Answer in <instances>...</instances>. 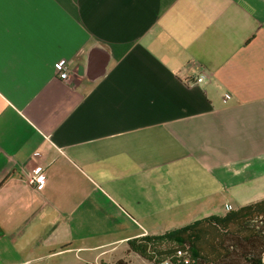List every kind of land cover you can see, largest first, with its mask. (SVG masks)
<instances>
[{
  "label": "crops",
  "instance_id": "crops-1",
  "mask_svg": "<svg viewBox=\"0 0 264 264\" xmlns=\"http://www.w3.org/2000/svg\"><path fill=\"white\" fill-rule=\"evenodd\" d=\"M263 197L264 0H0V264H113Z\"/></svg>",
  "mask_w": 264,
  "mask_h": 264
},
{
  "label": "trees",
  "instance_id": "trees-1",
  "mask_svg": "<svg viewBox=\"0 0 264 264\" xmlns=\"http://www.w3.org/2000/svg\"><path fill=\"white\" fill-rule=\"evenodd\" d=\"M126 243L127 252L150 264H264V197Z\"/></svg>",
  "mask_w": 264,
  "mask_h": 264
},
{
  "label": "built area",
  "instance_id": "built-area-1",
  "mask_svg": "<svg viewBox=\"0 0 264 264\" xmlns=\"http://www.w3.org/2000/svg\"><path fill=\"white\" fill-rule=\"evenodd\" d=\"M67 61L66 60H60L57 62L56 65V71L60 78L65 79L67 77L68 71H67ZM204 74L198 75L195 80L192 83H198L204 79ZM38 155V153H35ZM45 179L44 171L41 167H35L31 171V175L28 177V181L30 183H42ZM179 254L180 251H177Z\"/></svg>",
  "mask_w": 264,
  "mask_h": 264
},
{
  "label": "rangeland",
  "instance_id": "rangeland-1",
  "mask_svg": "<svg viewBox=\"0 0 264 264\" xmlns=\"http://www.w3.org/2000/svg\"><path fill=\"white\" fill-rule=\"evenodd\" d=\"M233 206H234V204H233ZM67 256H69V255H66L65 257H55V258H49V259L47 258V259H44L41 263L42 264H57L58 260L60 262L61 260L66 259ZM139 257L140 256H138L134 252L133 253L126 252V254L122 258L126 261V264H143L144 262H141ZM263 261H264V253H263ZM113 264H115V263H113Z\"/></svg>",
  "mask_w": 264,
  "mask_h": 264
}]
</instances>
